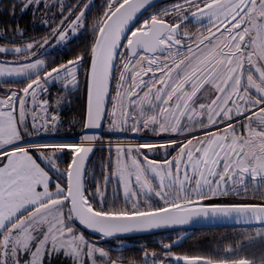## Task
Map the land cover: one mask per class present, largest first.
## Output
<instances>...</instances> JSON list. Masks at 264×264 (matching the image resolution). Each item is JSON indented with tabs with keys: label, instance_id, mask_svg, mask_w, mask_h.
<instances>
[{
	"label": "snow or ice",
	"instance_id": "obj_1",
	"mask_svg": "<svg viewBox=\"0 0 264 264\" xmlns=\"http://www.w3.org/2000/svg\"><path fill=\"white\" fill-rule=\"evenodd\" d=\"M0 9L45 28L0 30V264H264V0ZM71 92L75 139L56 136ZM228 220L242 227L224 243L181 247L178 228ZM144 234L159 249L125 257Z\"/></svg>",
	"mask_w": 264,
	"mask_h": 264
},
{
	"label": "flooded vegetation",
	"instance_id": "obj_2",
	"mask_svg": "<svg viewBox=\"0 0 264 264\" xmlns=\"http://www.w3.org/2000/svg\"><path fill=\"white\" fill-rule=\"evenodd\" d=\"M71 2H75V0H71ZM86 2V0H85ZM102 0H95V3L98 5L101 3ZM160 4L166 3L167 0H161L159 1ZM8 3V0L5 2L0 1V5H6ZM159 6V4H158ZM96 14V9L94 8L92 12L89 13L90 16ZM16 21H22L20 25L26 23L29 25L30 23H37L38 26L40 23V17L37 16L35 21L33 20V17L31 13H26L24 15H18L15 20L12 18V13L5 12L3 9H0V30L5 29V25L12 26L14 22ZM42 25V24H41ZM44 28V26L42 25ZM41 27V28H42ZM40 27L37 28V30L41 29ZM83 40V37H81L79 40L74 39L72 40L67 48H65L63 45L54 47L50 53L49 57L57 58V57H64L67 53L68 55L71 54V49H75L79 46L80 41ZM55 44V42H52ZM55 86H51L49 89V92L51 96L55 97L54 94H56L58 91L62 90L58 86L54 88ZM75 93V92H74ZM77 94V93H75ZM82 95V93H81ZM47 98V97H45ZM106 151V149H95L96 155L92 158L96 162V168L99 170L100 166V157L101 152ZM241 228H198V229H178L176 230V234L185 235L184 242L182 244V248H188L192 244H199L204 246V249H210L214 248L217 243H224L226 239L231 238L234 236L235 232L239 231ZM159 235H166V233H159ZM159 235L157 234H149L144 236H137V237H130L127 240V243L132 245L131 247H128L124 249L123 255L127 258L131 259H137L139 260L142 256V249L139 247L141 244H147L149 251H151L153 248L159 249V244L157 243L159 239ZM175 238V236L173 237ZM174 250H180V249H174ZM119 252H114L113 256L120 255ZM258 255V253H257Z\"/></svg>",
	"mask_w": 264,
	"mask_h": 264
},
{
	"label": "trees",
	"instance_id": "obj_3",
	"mask_svg": "<svg viewBox=\"0 0 264 264\" xmlns=\"http://www.w3.org/2000/svg\"><path fill=\"white\" fill-rule=\"evenodd\" d=\"M7 0H1V2H5ZM22 21H16L13 23L19 24V27L26 29V36H39L44 33L45 28L42 27L41 24L37 23H30L27 25L26 23L21 24ZM10 27V25H5L4 28L7 29ZM38 27H42L41 29L37 30ZM4 30V29H3ZM7 41L4 38V36L0 35V45L5 44ZM50 58V57H49ZM11 59V57H9ZM57 60L61 59L60 57L55 58ZM15 86V85H13ZM7 87V85L0 84V88ZM56 88V86L54 87ZM62 93V90L58 91ZM57 92V93H58ZM56 93V94H57ZM2 94V93H0ZM54 94V95H56ZM85 105V96L81 93L80 94H75L74 92L68 93L65 96L64 102L61 103V105L56 108L55 110L60 116V119L64 122L63 125L61 126L60 132L57 133L56 135L58 136H71V135H77L81 131V126L79 123L75 124L74 128H70L69 124L70 122H76L79 121L82 111Z\"/></svg>",
	"mask_w": 264,
	"mask_h": 264
},
{
	"label": "water",
	"instance_id": "obj_4",
	"mask_svg": "<svg viewBox=\"0 0 264 264\" xmlns=\"http://www.w3.org/2000/svg\"><path fill=\"white\" fill-rule=\"evenodd\" d=\"M161 1V0H159ZM85 103H86V98H85ZM242 226L235 223L234 221H199V222H193L190 223L189 225L183 226L182 228L178 229H198V228H241ZM177 229V230H178ZM144 235H149V234H144ZM141 235V236H144ZM132 237H137V236H132Z\"/></svg>",
	"mask_w": 264,
	"mask_h": 264
},
{
	"label": "built area",
	"instance_id": "obj_5",
	"mask_svg": "<svg viewBox=\"0 0 264 264\" xmlns=\"http://www.w3.org/2000/svg\"><path fill=\"white\" fill-rule=\"evenodd\" d=\"M77 136H78V135L64 136V137H71V138L75 139ZM59 137H61V136H59Z\"/></svg>",
	"mask_w": 264,
	"mask_h": 264
},
{
	"label": "rangeland",
	"instance_id": "obj_6",
	"mask_svg": "<svg viewBox=\"0 0 264 264\" xmlns=\"http://www.w3.org/2000/svg\"><path fill=\"white\" fill-rule=\"evenodd\" d=\"M1 1V0H0Z\"/></svg>",
	"mask_w": 264,
	"mask_h": 264
}]
</instances>
